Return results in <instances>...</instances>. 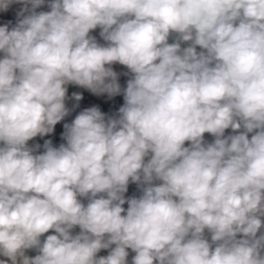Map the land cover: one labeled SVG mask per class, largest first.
I'll list each match as a JSON object with an SVG mask.
<instances>
[{
    "label": "clouds",
    "instance_id": "1",
    "mask_svg": "<svg viewBox=\"0 0 264 264\" xmlns=\"http://www.w3.org/2000/svg\"><path fill=\"white\" fill-rule=\"evenodd\" d=\"M45 2L0 0V12L22 5L0 26V256L264 264V0H48L37 12ZM114 63L132 74L123 89ZM69 84L124 104L84 109L66 144L34 154L28 141L69 114ZM130 182L139 197H125Z\"/></svg>",
    "mask_w": 264,
    "mask_h": 264
},
{
    "label": "rangeland",
    "instance_id": "2",
    "mask_svg": "<svg viewBox=\"0 0 264 264\" xmlns=\"http://www.w3.org/2000/svg\"><path fill=\"white\" fill-rule=\"evenodd\" d=\"M22 7L21 4H12L10 8L8 9L7 12H0V26H3L5 24H8L9 29L11 30L12 27H14L17 23V12L20 10ZM37 12L40 11H50V8L48 7V0H46L45 4L40 6L39 8L36 9ZM9 21L11 23L9 24ZM100 31L101 29L97 27L94 30H91L89 35L92 37H95L96 41L101 44L105 45L107 44L106 41L103 40V38L100 36ZM175 42V36L170 35L168 38V43H173ZM188 43H182L181 47H187ZM197 51H201L199 46H197ZM3 53L0 52V58L3 57ZM107 67V65H106ZM112 69L118 74V83L120 84L121 88H125L127 85L128 79L131 78V73L129 69H127L126 66L121 65L119 63H114L111 65ZM127 73V75H125ZM68 91H67V98L65 100V105L66 107L70 110L69 114L64 117L63 120H61L59 123H57L54 127V130L52 133L46 134L44 136H36L32 140L28 141V146L29 147H35V145H40L38 149L34 151V154H42L44 152V142L46 140H51L52 141V146L53 147H59L61 144H66V141L63 139V133L65 131L64 129V124H71V122L75 119L76 115H78L81 111H83L86 108H90L93 106H96L100 109L101 112L105 114L106 117L109 116H114L115 114L118 113L119 108L124 104V99H123V94L115 95L112 97H109L106 93L101 94V95H95L91 93L89 90L82 88L80 86L74 85V84H69L66 85ZM73 93H78L82 95V99L77 101L73 97ZM243 131V129L239 130ZM230 134H236L233 132L231 128L225 130V136L230 135ZM252 133H249V138L251 137ZM214 137L209 134L205 133L204 134V141L206 143H212L214 141ZM190 142H185V146H189ZM150 157H146L145 160L149 159ZM154 183H160V181H155ZM141 191L137 184L130 182L128 185V191L124 194L126 198H131V197H139L141 195ZM78 199L81 200L82 203L85 205L88 203V200L86 198L78 197ZM125 209H127L128 205L125 203L123 205ZM123 214V213H122ZM262 221H264V217H262ZM72 234H78L80 232V228L76 226L74 229L71 230ZM261 232H264V227L261 228L260 232H258L257 235H259ZM50 234H56L54 230H50L48 233L43 234L40 239L41 242L46 238L47 235ZM210 233L205 230V236L206 238L209 239L210 241ZM107 238V236H106ZM237 238H241V234H238ZM111 247H115V245H112ZM111 249H102L99 253H97V256H107L109 251ZM129 255L127 257V264H132V258L135 256V253L131 249H127ZM29 257H34L35 255L38 254V251L36 249H29L26 250L25 253ZM0 260H7L8 264H11V261L8 260V258H0Z\"/></svg>",
    "mask_w": 264,
    "mask_h": 264
},
{
    "label": "bare ground",
    "instance_id": "3",
    "mask_svg": "<svg viewBox=\"0 0 264 264\" xmlns=\"http://www.w3.org/2000/svg\"><path fill=\"white\" fill-rule=\"evenodd\" d=\"M0 258H6V257L0 256Z\"/></svg>",
    "mask_w": 264,
    "mask_h": 264
}]
</instances>
